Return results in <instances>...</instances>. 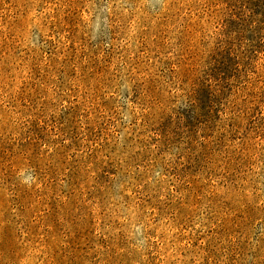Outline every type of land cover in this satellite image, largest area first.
<instances>
[{
	"label": "rangeland",
	"instance_id": "rangeland-1",
	"mask_svg": "<svg viewBox=\"0 0 264 264\" xmlns=\"http://www.w3.org/2000/svg\"><path fill=\"white\" fill-rule=\"evenodd\" d=\"M0 264H264V0H0Z\"/></svg>",
	"mask_w": 264,
	"mask_h": 264
}]
</instances>
